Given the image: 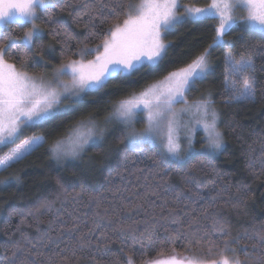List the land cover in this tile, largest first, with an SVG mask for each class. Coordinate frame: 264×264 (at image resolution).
Instances as JSON below:
<instances>
[{
  "label": "trees",
  "instance_id": "16d2710c",
  "mask_svg": "<svg viewBox=\"0 0 264 264\" xmlns=\"http://www.w3.org/2000/svg\"><path fill=\"white\" fill-rule=\"evenodd\" d=\"M195 1L182 0V3L195 4ZM54 2L55 7L49 9L52 22L48 21V13H42L35 21L44 34L31 50L37 60L43 55L49 61L47 66L42 62L25 66L23 57H6L9 63L30 74L56 69L68 59L77 58L72 53L78 51L88 32L93 30L86 27L90 16L95 18L99 32L106 31L115 23V20H108L100 25L95 11L101 2L108 0ZM208 3L209 0H198L197 4ZM85 4L89 6L87 10ZM76 17L81 19L77 21ZM216 23L206 19L178 25L165 37L171 46L160 70H141L123 83L114 79L101 92L85 96L84 103L73 105V110L56 122L55 129L46 123L25 131L17 139L16 143L33 133L46 134L42 147L19 163L0 171V181H8L7 184L0 183V261L6 264L13 246L20 243L26 252L32 250L38 264L41 260L47 264L48 256L75 243L65 232L75 224L80 227V231L75 233L77 236L90 234L97 223L104 225L103 231L112 235V230L123 223L138 228L136 235L139 237L146 222L151 224L155 217L157 235L163 238L176 227L171 223L173 219L186 221V213L193 212L209 229L215 221L224 224L232 236L239 235L238 244L232 247L247 248L246 252L238 253L242 260L250 259L251 264L264 260V246L249 239L256 233L264 232V55L256 58L259 87L254 103L229 100L224 84L223 49L212 52L209 58L213 66L212 74L195 85L197 91L193 92L194 98L210 95L219 114L218 127L226 144L219 154H196L208 153L202 148V135L196 134L193 156L186 162L172 161L165 158L155 145L130 147L120 125L114 126L104 143L90 147L86 158L80 161H57L49 151L56 140L66 138L81 120L104 119L118 101L139 93L163 79L169 71L190 63L211 43ZM58 26L66 28L71 38L63 31L56 35L53 29ZM29 28V24L9 25L0 31L3 34L0 41L10 36L19 51L26 52L28 50L22 38ZM238 34L234 31L228 39H234ZM102 38L101 35L92 39L89 46L95 47ZM253 44L264 47V40L259 34L249 36L245 33L244 39L236 43L234 52L239 54L242 46ZM17 48L11 51L15 52ZM14 146L4 147L0 155ZM15 177H19L18 182ZM197 194L204 199H198ZM42 201L47 202L48 207L37 211ZM62 232L65 234L61 235ZM131 242L129 237L128 243ZM95 244L94 239L93 249ZM124 247L121 240L113 236L107 253L103 249L85 253L86 258L79 264H123L119 257ZM173 247L177 254L191 252L200 258H218L208 257L207 248L198 251L187 240L181 239L178 245L157 246L138 255L136 264L168 255ZM88 255H94L96 259H89Z\"/></svg>",
  "mask_w": 264,
  "mask_h": 264
},
{
  "label": "snow or ice",
  "instance_id": "6c2138e0",
  "mask_svg": "<svg viewBox=\"0 0 264 264\" xmlns=\"http://www.w3.org/2000/svg\"><path fill=\"white\" fill-rule=\"evenodd\" d=\"M54 7V0H0V28L6 27L11 22H18L20 26L31 24V28L25 31L22 38L28 51L20 52L15 40L10 36L0 41V150L15 144V147L0 155V171L19 163L45 144V133H33L19 143H15L25 131L41 127L46 123L55 129L56 122L71 112L73 105L84 103L85 96L101 92L114 79L123 83L141 70H160L164 66L171 46V42L166 41L165 37L178 25L186 22H203L206 19L217 21L211 43L186 66L169 71L162 81L118 101L108 119L114 117L131 128L138 115L146 114L144 129L139 132L132 130L128 133L133 145L138 146L148 143L153 138H159L162 155L165 158L186 162L194 152L191 137L187 141L188 147L182 148L179 116L180 113L195 108L201 117L196 123L202 126L206 133L208 150V153L196 154H219L225 149L226 144L223 134L218 130L219 114L212 108L211 96L202 98L193 105H188L185 99L187 93L198 82L212 74L213 66L209 58L212 52L218 49L225 50L224 84L229 100L253 103L256 101L259 87L256 58L258 55H264V47L255 44L245 45L242 46L239 54L235 53L234 49L236 43L244 39L245 33L249 36L259 34L264 40V0H211V3L204 7L184 5L182 13L178 11L181 7L180 0H139L138 3L132 0H128L127 3L124 0L101 2L95 8L100 18V25H104L108 20H115V23H112L106 31L99 32L96 30L98 26L94 22L95 18L90 16L86 27L93 30L88 32L78 51L72 53V56L80 58H70L61 63L54 69L53 78L47 80L43 74L37 77L17 69L16 65L9 63L6 57H23L25 66L41 62L47 66L49 61L45 60L43 55L37 60L36 56L31 54V50L36 40L44 34V30L38 27L35 21L42 13H48V21L52 22L49 9ZM88 7L87 4L84 5L85 10ZM75 19L79 21L81 17ZM61 31L71 38V33L63 26L53 29L56 35ZM234 31L239 34L234 39H228ZM2 35L0 33V36ZM101 35L103 38L100 43L90 47V41ZM13 48H17V51H11ZM93 53H95L94 59H84ZM63 77H68L69 80L65 81ZM65 101L68 103L65 104ZM180 103H184L186 107L180 112L174 111V106ZM72 131L73 134L66 140H56L50 146L49 151L57 161L69 157L75 158L86 147L103 138L102 132L97 133L96 125L90 119L81 120ZM14 179L18 182L19 177ZM0 183L7 184L8 181H0ZM197 198L204 199L199 194ZM212 199L214 200L215 197ZM45 207H48V204L42 201L37 211ZM186 216H188L186 221L173 219L171 223L176 227L163 238L157 235L155 217L151 224L146 222L144 231L139 237L136 235L138 228L123 223L112 230V235L105 233L104 225L97 223L96 228L90 230V234L77 236L75 233L80 231V227L75 224L65 229L75 243L48 256L47 264H79L80 260L86 258L85 253L100 249L107 253L110 250L108 244L113 242V236L120 239L125 246L121 248L119 257L123 264H136L138 255L157 246L178 245L181 239L187 240L188 244L198 251L207 248L208 257L218 258H200L197 255L178 257L173 247V254L167 258L145 259L143 264H251L250 259L242 260L238 255L239 252H246V247H232L238 244L239 235L232 236L224 224L215 221L209 229L201 224L200 217L194 212L186 213ZM96 233L100 235L97 236ZM129 237L131 244L128 243ZM94 239L95 249H93ZM249 239L264 246V232L256 233ZM32 247L35 248V245ZM87 258L96 259L94 255H88ZM0 264H5V261H0ZM6 264H38V262L31 249L26 252L24 246L17 243L12 248L11 256L7 257ZM39 264L45 262L41 260ZM258 264H264V260L259 261Z\"/></svg>",
  "mask_w": 264,
  "mask_h": 264
},
{
  "label": "rangeland",
  "instance_id": "374dc122",
  "mask_svg": "<svg viewBox=\"0 0 264 264\" xmlns=\"http://www.w3.org/2000/svg\"><path fill=\"white\" fill-rule=\"evenodd\" d=\"M138 2H139V0H136L135 3H138ZM197 3H198V0L195 1V4H185V3H182V0H180L181 7H180V9L178 11L180 13H182L183 12V6L184 5H189V6L195 5L197 7H204V6H206V5H198ZM209 3H211V0H209ZM238 14H242V13H238ZM14 23L19 24L18 22H11L6 27L0 28V31L2 29H6L9 25H13ZM29 25H30V28H31V24H29ZM22 41H23V39H22ZM23 43H24V41H23ZM94 57H95V53H93L90 57H85L84 59L85 60H92V59H94ZM79 58L80 57H77L75 59H79ZM17 69H19L21 71H24L22 68H18L17 67ZM53 73H54V69L53 70H50V71H45V72L40 73V74H30V73H28V74L29 75H34V76H37V77H39L41 74H43L45 76V79L51 80L53 78ZM62 79H64L65 81H68L69 80L68 77H63ZM162 80L163 79H161L159 81H162ZM154 83H156V82H154ZM194 91H197V89L195 88V86H194V88L192 90H190L187 93V95L185 97L188 105H193L195 102L201 100L202 98H207L208 97V95H202L200 97L194 98L195 97V94H193ZM67 103H68V101H65V104H67ZM115 104L111 107V112H110V115L109 116H106L102 120H99V119H90L96 125L97 133L99 134V133L102 132L103 138L97 140V142L95 144L89 145L88 147H86V149L79 156H77L75 158L69 157V158L62 159V160L76 162V161H80V160L86 158V156H87L86 154L88 153L89 148L92 147V146H98V145H101L102 143H104L105 140H106V138H107V136L110 134V132H112V130H113V128H114L115 125H120L123 128L124 133H125V138H126L128 144L130 145V147L136 148V147H139V146H142L143 145V144H140L138 146H134L133 143H132V141H131V139H130V137H129V135H128V133L130 131H132V130H135V131L139 132V131H141V130L144 129V127L146 125V114L141 113L140 115H138L137 118H136V120H135V122H134V124H133V126L130 128V127L126 126L125 124L121 123L118 119H116L114 117L112 119H108V117H110L112 115V113L114 112V106H115ZM185 107H186V105L184 103L176 104L174 106V111L180 112V110L181 109H184ZM212 108L215 109L213 105H212ZM200 118H201L200 117V114H198L196 112L195 108H192L189 111L180 113V116H179V120H180V124H181V127H180V139H181V143H182V148H185L186 149L188 147L187 141H188V138L191 137V139H192L193 152H195V146H194V144L196 142V134H201L202 135V140L204 142L202 148H204V150H207V148H206V140H205L206 133L204 132L203 127L200 126V125H197V123H196L197 120H199ZM86 120H88V119H86ZM72 130L69 132V134L66 136V138H64V140H66L70 135L73 134V131ZM218 130H219V127H218ZM16 141H15V143H16ZM144 144L155 145V146H157L162 151V145H161V141H160L159 138H153L148 143H144ZM211 154H213V153H211ZM167 159L171 160V158H167ZM54 160H56V159H54ZM172 254L173 253H170L168 255L161 256V257H158L156 259L167 258L169 255H172ZM175 255H177L178 257H184V256H191V255H196V254H193L191 252L190 253L189 252H186V253H183V254H177V253H175Z\"/></svg>",
  "mask_w": 264,
  "mask_h": 264
}]
</instances>
